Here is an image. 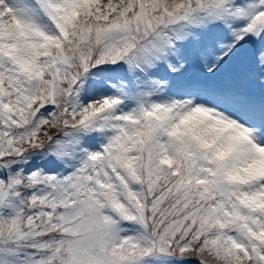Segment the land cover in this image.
<instances>
[{"label": "snow or ice", "instance_id": "1", "mask_svg": "<svg viewBox=\"0 0 264 264\" xmlns=\"http://www.w3.org/2000/svg\"><path fill=\"white\" fill-rule=\"evenodd\" d=\"M0 264H264V0H0Z\"/></svg>", "mask_w": 264, "mask_h": 264}]
</instances>
